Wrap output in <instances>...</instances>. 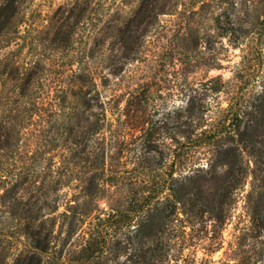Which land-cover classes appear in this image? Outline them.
I'll return each instance as SVG.
<instances>
[{
    "label": "rangeland",
    "instance_id": "374dc122",
    "mask_svg": "<svg viewBox=\"0 0 264 264\" xmlns=\"http://www.w3.org/2000/svg\"><path fill=\"white\" fill-rule=\"evenodd\" d=\"M9 5L0 264L32 253L91 264L104 236L108 264H119L140 251L124 234L146 219L158 264H264V233L251 237L264 177V0H0Z\"/></svg>",
    "mask_w": 264,
    "mask_h": 264
},
{
    "label": "trees",
    "instance_id": "16d2710c",
    "mask_svg": "<svg viewBox=\"0 0 264 264\" xmlns=\"http://www.w3.org/2000/svg\"><path fill=\"white\" fill-rule=\"evenodd\" d=\"M10 8L9 6H6L5 8H0V17L3 16V13L7 11ZM264 10V9H263ZM13 13H8V20L11 19ZM232 42L235 45H239L242 42V40H239V38H234ZM259 188V202L255 204L253 209V215L257 219V225L254 227L256 228V234L251 235L252 238L257 239L258 236H261L264 233V206H260V201L264 204V177L262 178L261 182L258 184ZM150 222L148 220H144L140 223H138L137 226L129 228L127 232H125L126 237V243H131L137 245V247L140 248L139 252L130 253V255L127 256V258L123 259L119 264H158L156 260L154 259V256L151 254V251L149 249H144L145 243L148 241L146 240V237L153 236L158 234L155 233L154 230H152V227L148 228ZM160 232V231H158ZM109 237L106 236L102 237V240H98L93 243V246L91 245V253L86 254L85 256V263H91V264H108V257L105 254L106 249L108 248L107 242ZM254 240V241H255ZM258 240V239H257ZM43 242H37L34 245V248L46 251L47 246L42 244ZM117 251H125L123 250V247H125V244L123 241H117L116 242ZM257 253V252H255ZM253 252L251 253V255ZM20 256L15 264H40L41 258L35 254L32 253L28 256H26L24 259ZM163 259H166V257H163ZM159 262V261H158ZM160 263V262H159ZM163 264H166L164 262H161Z\"/></svg>",
    "mask_w": 264,
    "mask_h": 264
},
{
    "label": "crops",
    "instance_id": "0c3cea01",
    "mask_svg": "<svg viewBox=\"0 0 264 264\" xmlns=\"http://www.w3.org/2000/svg\"><path fill=\"white\" fill-rule=\"evenodd\" d=\"M10 214L15 215V216L17 215L16 212L15 211L12 212V210H10Z\"/></svg>",
    "mask_w": 264,
    "mask_h": 264
}]
</instances>
